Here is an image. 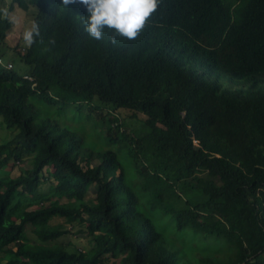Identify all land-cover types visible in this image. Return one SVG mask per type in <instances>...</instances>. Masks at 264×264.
Returning a JSON list of instances; mask_svg holds the SVG:
<instances>
[{"label":"trees","instance_id":"1","mask_svg":"<svg viewBox=\"0 0 264 264\" xmlns=\"http://www.w3.org/2000/svg\"><path fill=\"white\" fill-rule=\"evenodd\" d=\"M3 1L0 43L15 8L39 35L11 47L10 67L0 48V125L18 128L0 169L20 166L0 176V264H264V0H160L115 43L111 30L88 36L78 2L10 0L5 12ZM33 97L87 106L94 149L37 120ZM58 218L84 224L94 246L67 249Z\"/></svg>","mask_w":264,"mask_h":264},{"label":"rangeland","instance_id":"2","mask_svg":"<svg viewBox=\"0 0 264 264\" xmlns=\"http://www.w3.org/2000/svg\"><path fill=\"white\" fill-rule=\"evenodd\" d=\"M10 0H5L2 3L3 8L5 9V12L8 9ZM10 18L12 21V28L10 29L7 38H6V46L0 43V48L4 52V60L6 62L9 61L11 58V55L13 54L12 46H15L17 43L24 45V41L22 39V33L23 31L30 26L32 22V15L30 13L23 12L19 8H15L12 12H10ZM13 51V52H12ZM225 85H229L235 88L240 87V85L235 84L231 82L228 78L224 80L223 82ZM261 85H264V79L260 81ZM32 99V98H31ZM32 101L35 103L36 106V119L37 120H44V119H50L52 121H57L61 127L68 128L69 130H72L79 134L84 140V145L86 148L94 149V145L91 142V136L90 134L93 132V128L95 127L93 120L92 123L87 122V116L86 113L88 112V107L84 106L82 109H77L74 104H70L66 108L58 109L56 106L53 107L52 105L46 104L45 102L40 101L38 98L33 97ZM50 108V109H47ZM127 123H129L130 127L136 128L140 126V122L136 120H132L129 118H126ZM86 125L89 127V129L86 128ZM86 131H90L91 133L86 136ZM18 132L17 127L13 128H7L5 126L0 125V143L10 139L12 136H14ZM93 134V133H92ZM27 165H29L28 162H26ZM4 168V167H3ZM2 169V168H1ZM0 169V176L9 174L10 176H16L20 173V166L19 165H10V167H6L5 169ZM51 168L46 167L43 172L44 180L42 182V185L39 189V193H46L49 191L50 183H51V177L49 176V171ZM94 197L93 191H90L87 193L86 198L90 199ZM62 201H65L63 198ZM62 223L65 225L67 229L70 230L69 233L65 234L63 237H61L59 240L62 242L65 247L71 251L74 250H87L88 248H91L94 246L93 241H91L87 236V232H85V225L80 223L75 224H66L65 221L61 218L54 219L53 223ZM167 222L172 224V219L168 218ZM28 236L32 241H35V237L30 231V226H28ZM188 238L193 239L195 237V234H201L198 232H195L188 229ZM192 232V233H191ZM175 233V232H174ZM174 233H171V236L173 237L174 241L178 245V247H182L183 243L179 240V237H176ZM226 240L224 238H216L213 236H209V241H204L202 244L210 246V245H221L223 246L226 244ZM197 248V247H196ZM200 252L202 251L200 249H196L195 254L197 256H200ZM216 254L220 256L222 253L219 251H216ZM105 259L108 263H114L115 258H111L110 254L105 255ZM184 264H188L187 257H182L181 259Z\"/></svg>","mask_w":264,"mask_h":264},{"label":"clouds","instance_id":"3","mask_svg":"<svg viewBox=\"0 0 264 264\" xmlns=\"http://www.w3.org/2000/svg\"><path fill=\"white\" fill-rule=\"evenodd\" d=\"M78 2L86 9V15L79 16L83 30L94 40H101L106 30L115 37L132 40L144 28L160 0H63L68 5ZM39 35L38 23L32 21L22 33L26 45H31Z\"/></svg>","mask_w":264,"mask_h":264},{"label":"built area","instance_id":"4","mask_svg":"<svg viewBox=\"0 0 264 264\" xmlns=\"http://www.w3.org/2000/svg\"><path fill=\"white\" fill-rule=\"evenodd\" d=\"M0 62H3V60H2L1 58H0ZM6 64H7V66H9V67L12 65L10 62H7Z\"/></svg>","mask_w":264,"mask_h":264}]
</instances>
